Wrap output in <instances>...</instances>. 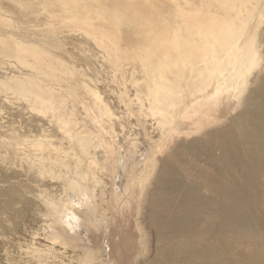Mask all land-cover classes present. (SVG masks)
Listing matches in <instances>:
<instances>
[{
    "label": "rangeland",
    "instance_id": "1",
    "mask_svg": "<svg viewBox=\"0 0 264 264\" xmlns=\"http://www.w3.org/2000/svg\"><path fill=\"white\" fill-rule=\"evenodd\" d=\"M67 1L81 2L80 9L71 10L58 0H0V264H89L82 260L81 250L51 238L49 229L60 222L70 196L80 198L91 184L102 212L105 204L98 196L103 192L105 199L109 198L113 176H119L124 165L132 166L142 178L148 171L137 216L146 247L130 261L146 264L158 255L159 242L150 214L152 203L161 198L157 183L164 165L182 175L177 180L180 186L216 184L210 173L198 172L204 169L202 161L194 159L185 147L179 149L181 142L204 139L216 148L226 142L239 159L229 162V176L239 181L246 171V158L237 150L239 141L226 133L234 132L240 124L236 118L245 109L248 94L257 90L264 76V7L249 22L257 52L250 69L246 59L230 86L219 85L220 89L202 102L198 98L203 94L200 89L211 73L209 66L200 69L201 42L205 48L218 49L226 28H243L235 11L241 7L245 13L250 7L245 6V0H154L161 10L170 12L162 11L158 19L150 17L151 26L161 21L164 24L150 29L145 28L147 17L133 11L132 0L128 4L126 0H91V4L90 0ZM185 2L196 13L184 19L181 11L186 8ZM92 5L96 9L88 10ZM107 5L112 6H108L111 12ZM84 6L86 11L81 9ZM122 6L126 14L132 8L129 13L135 18L125 15ZM117 8L119 15L112 16ZM206 11H211L208 18L199 17ZM169 18L176 26L170 25ZM199 27L206 30L209 42L198 39ZM167 33L176 38L170 45ZM163 46H170L169 51L164 49L162 53ZM210 90L212 85L207 86ZM42 93L54 100L43 98ZM246 176L258 179L259 187L264 184V177ZM246 209L264 224V208L249 205ZM263 228L250 225L245 234H237L235 242L231 239L233 251L254 247L264 264Z\"/></svg>",
    "mask_w": 264,
    "mask_h": 264
},
{
    "label": "bare ground",
    "instance_id": "2",
    "mask_svg": "<svg viewBox=\"0 0 264 264\" xmlns=\"http://www.w3.org/2000/svg\"><path fill=\"white\" fill-rule=\"evenodd\" d=\"M58 1L59 3L62 2L65 5V7L71 10L78 11V9H80L79 6L81 2L71 3L68 2L67 0H58ZM99 1H96V4H98ZM127 1L128 0H126V3ZM130 1L131 0H129L128 2L130 3ZM143 1L144 2L142 3L139 0H132L130 5L132 8H134L133 11L136 12L137 16H140L141 18L147 17V19L149 20V21H144V23L147 24V25L144 24L146 26L145 28L148 27V29H150L149 28V26H151L150 25L151 22L149 19L150 17H153V19L155 18L158 19L157 17L162 15L163 13L162 11L165 10V12L168 11L170 12V9H168L167 11L166 9L161 10L160 5L158 4V1L160 0H158L157 2L155 1L157 4L156 3L154 4V0L153 2L151 1L153 4H150L151 2L150 3L148 2L150 0L147 1L149 4L146 3L145 0ZM166 2H162V5L163 3H165L166 5ZM89 3L91 4V0ZM245 3H246L245 6L250 5V7L245 9L246 10L245 13L242 12L241 7L239 8V10L235 11V17L238 18V21L240 25H243V28H238V30L237 28H232V29L226 28L224 30L223 41L218 49L214 48L213 46L210 47V49L205 48L203 47V43L201 42L200 45L201 49L198 53L201 62L200 69H204V66L207 67L209 66L211 73L210 80H208V82H206L204 86L200 89V91L203 90V94H201L202 97H200L201 96L200 95L198 98H200L202 102H206L207 100H209L216 93V91L220 89L219 85L225 83V85L228 84V86H230L234 82L235 77L240 71V66H243L242 62H244L246 59H249V66L247 69H250L251 65L253 64V60L256 57L257 52L255 50V44L252 39V29L250 28L251 25L249 26V22L251 17L253 18V16L260 14L261 8L264 7V0H256L253 3L250 0H245ZM118 4L117 6L119 8L122 5V3L120 4V6ZM173 4L174 6H176L175 3ZM187 4L188 3L186 2L184 3L183 6H185L186 8L184 9V11H181L184 12L183 13L184 19L186 17L185 15L192 17L193 15L192 13L195 11L194 10L192 12L191 10L192 8L190 7H189L190 9H188ZM171 5L169 4V8ZM108 6L110 8L112 6L107 5V10L110 11V8ZM123 6L121 7V10L124 13L125 11L122 9ZM85 7L86 6H84L81 9H85ZM104 7L106 9V6ZM101 8H103L102 5ZM118 8L117 10H114V12L112 13H110L111 11L110 12L106 11V12L108 14L110 13L112 16H117L120 13L118 11ZM53 9L55 11V8ZM87 9L88 10L93 9V5L92 8H87ZM210 12L211 11H206L204 14H200L199 17L208 18V16L211 14ZM241 13H243L244 17L242 16ZM124 14L127 15L126 13ZM109 15H108V19L109 18L111 19L112 17H109ZM129 15L135 18V15L133 16L130 13ZM127 16L126 18H128ZM134 18L133 19L128 18V19L134 20ZM170 18H172V16ZM170 18L168 19L169 21ZM137 20L140 21L139 18ZM154 21L152 23L160 22V21H156V22ZM64 22L66 21L64 20ZM188 22L190 24L192 23L191 18L188 20ZM161 23L162 21L160 22V24ZM170 23H172L170 25H173V22L170 21ZM160 24H157V26H159ZM51 25H53V23ZM140 26L142 25L137 26V28H139ZM157 26L152 25L151 28ZM160 27L161 25L158 28ZM127 28L129 30L131 27L129 26ZM167 28L164 27V29ZM139 29L141 32L144 28L142 26ZM205 31L206 30L204 28L199 29L198 39H201L203 42L208 41L205 35ZM137 32L139 33V31ZM125 33H128L127 29ZM192 33L196 34L197 31H194ZM107 34L109 35V33ZM167 34L168 37L166 35L165 36L167 37L168 40L167 43H169L170 45V42H173L176 38H174V36L171 37L173 34L172 35L169 33ZM195 34H194V38H195ZM141 37L140 40L142 39ZM133 38L134 37H132V40ZM168 48H170V46H167V49ZM162 49H161L162 53H165L164 49L166 48H164L163 46ZM156 55L157 56L160 55V52L159 54ZM152 67L154 66L152 65ZM147 72H149V70H147ZM142 83L144 85V82ZM143 85L142 87H145V85L144 86ZM209 85H212L213 90L207 91V86ZM136 89L138 88L136 87ZM248 95H249V100L246 104L245 109L242 112H240L236 118V120H239L240 124L237 122L239 125L235 127L234 132L230 131L226 133L227 135L232 136L233 139H236L237 142L239 141V146L237 150L240 154H243L246 158L245 159L246 163H244V166L246 165L245 166L246 168H244V170H246L245 171L246 173L244 171L241 173L242 175H240L241 179H239V181L238 179L236 178L233 179L232 176H229L230 172L228 171L229 168H231L229 162L230 161L232 162V160L239 161V159L237 156L232 154V151L229 150L228 144L226 142L222 143L221 146L219 144L217 148L216 146L210 144L211 141L207 142L204 139L193 140L188 143L181 142L178 148L181 149L182 147L183 148L185 147L186 149L189 150L188 152L194 157V159L196 160L198 159L197 161L199 162L202 161V165L200 166L203 167L204 169H198L199 170L198 172L210 173L211 176L215 179L216 184L214 185L205 184L202 186L200 184L199 186L190 184L189 186L188 185L180 186L178 185L177 180H179L180 177H182V175L179 172L171 169L170 167H167L168 165H164L166 166V168L164 167L162 169L163 171L160 168L159 171L162 172L161 173L159 172L160 178L157 184L159 186L158 194H160L161 198L157 200L155 203L150 202L152 203L150 222L151 225L154 227L155 235L159 242L158 255L155 259L149 260L146 264H261L258 253H256L257 249L253 250L254 247L251 250L247 245L245 246V248L240 247L241 249L239 250L236 249L237 251H233L235 248L233 247L234 245H231L232 244L231 239L233 238L234 239L233 242H235V239H237L235 238L237 237L236 235L244 233L250 225L264 226V224L263 225L259 224L258 221L251 216L250 211H248L249 208L246 209V207L249 205H255L260 209L264 208V196H262L260 192L261 191L260 187L263 186L262 189H264V184L259 187L260 181L258 179L256 178L251 179L250 177L252 176H250L249 178H247L246 176L249 174H253L255 177L259 179L264 177V76L259 80V85L257 87V90H254L253 93ZM41 96L47 99L51 98L49 95H46V93H42ZM53 100L54 99L51 98V102ZM193 104L194 106L196 105L195 102H193ZM161 107H164V105H161ZM146 156L149 158V155ZM121 157L123 156L121 155ZM132 159L136 160V157L135 158L132 157ZM128 161L126 162L127 164ZM130 162H132V160H130ZM121 164L122 163H120V165ZM124 166L119 176L117 174L113 176L114 187L111 185L112 187H111V193L108 196L109 198L105 199V197L103 196V192H101V194L98 196L99 200H101V202H104L105 204L104 208L102 209V212L99 211V209L97 208L99 202L97 203L96 199H94L95 189L94 186L91 184L80 198H77L72 195L70 196L68 205L69 207H72V209L66 207L59 218L60 222L53 224L51 226V229H49L50 230L49 235L51 238L58 240L63 244H68L71 245L73 248L81 250L82 260L89 264H91L92 261H97L98 264H130L132 258H134L135 256H139L141 254L140 252L142 251V247H146L144 229L141 226L137 216L139 214L138 210L140 207V201H139L140 193L142 190H144L143 189L144 187L142 186H144V184L146 185L147 182L146 173L148 171L145 174H142V176L144 177L142 178L141 176H137L138 174H135L136 171L134 172V169H131L132 168L131 165L130 168L129 166L127 168H125ZM137 169L138 168H136L135 170ZM218 175L221 177L220 181L218 180ZM135 190L138 191L137 194L135 193ZM208 190L211 191V193L206 194ZM135 198L138 199H136L135 201L134 200ZM81 206H83L84 209ZM242 236H238V237L241 240L243 239L245 242H247L245 240L246 238L244 237L245 238L244 239ZM234 244L238 245V243H234ZM255 244L257 245V243ZM231 246L234 249H232ZM261 247L262 245L261 246L258 245L259 249ZM78 256H80V254ZM135 258L137 259V257Z\"/></svg>",
    "mask_w": 264,
    "mask_h": 264
},
{
    "label": "snow or ice",
    "instance_id": "3",
    "mask_svg": "<svg viewBox=\"0 0 264 264\" xmlns=\"http://www.w3.org/2000/svg\"><path fill=\"white\" fill-rule=\"evenodd\" d=\"M91 264H98V262L97 261H92Z\"/></svg>",
    "mask_w": 264,
    "mask_h": 264
}]
</instances>
